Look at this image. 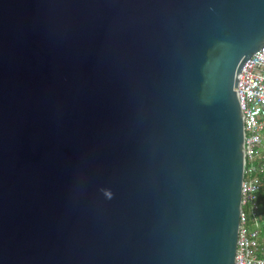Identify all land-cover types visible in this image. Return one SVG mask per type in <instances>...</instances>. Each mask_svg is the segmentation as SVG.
<instances>
[{
	"label": "water",
	"instance_id": "95a60500",
	"mask_svg": "<svg viewBox=\"0 0 264 264\" xmlns=\"http://www.w3.org/2000/svg\"><path fill=\"white\" fill-rule=\"evenodd\" d=\"M263 46L264 0H0V264H234Z\"/></svg>",
	"mask_w": 264,
	"mask_h": 264
},
{
	"label": "built area",
	"instance_id": "2783aa9c",
	"mask_svg": "<svg viewBox=\"0 0 264 264\" xmlns=\"http://www.w3.org/2000/svg\"><path fill=\"white\" fill-rule=\"evenodd\" d=\"M236 94L244 121V172L234 264H264L258 228L264 221V206L259 202L264 189V46L244 63Z\"/></svg>",
	"mask_w": 264,
	"mask_h": 264
},
{
	"label": "crops",
	"instance_id": "0c3cea01",
	"mask_svg": "<svg viewBox=\"0 0 264 264\" xmlns=\"http://www.w3.org/2000/svg\"><path fill=\"white\" fill-rule=\"evenodd\" d=\"M258 228L261 229V236L260 237L262 238L263 243H264V221L263 222H259Z\"/></svg>",
	"mask_w": 264,
	"mask_h": 264
},
{
	"label": "trees",
	"instance_id": "16d2710c",
	"mask_svg": "<svg viewBox=\"0 0 264 264\" xmlns=\"http://www.w3.org/2000/svg\"><path fill=\"white\" fill-rule=\"evenodd\" d=\"M259 202L264 206V189L259 194Z\"/></svg>",
	"mask_w": 264,
	"mask_h": 264
}]
</instances>
